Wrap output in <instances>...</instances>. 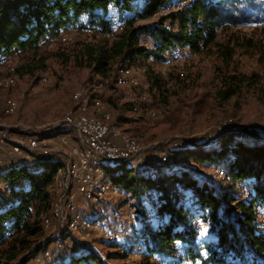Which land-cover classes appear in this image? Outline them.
I'll return each mask as SVG.
<instances>
[{
	"label": "trees",
	"instance_id": "1",
	"mask_svg": "<svg viewBox=\"0 0 264 264\" xmlns=\"http://www.w3.org/2000/svg\"><path fill=\"white\" fill-rule=\"evenodd\" d=\"M170 4L176 5L177 10L158 17L157 24H138ZM261 10L264 11V0H3L0 63L12 53H27L28 62L14 68V74H30L31 68H37L31 65L35 57L38 56L37 64L43 65L40 48L47 45L49 36L90 29L112 36L111 40L104 36L83 45L75 56L76 65L89 70L104 85L113 83L117 89H121L115 84L119 70H139L138 84L124 89H129L124 97L129 93L144 96L140 109L151 92H164L166 84V75L156 73L148 65L149 59L162 61L164 53L173 56L174 50L180 55L187 51L215 56L223 67L221 73L226 72L214 96L221 105L242 92L259 88L257 75L228 72L237 51L258 48L252 39L233 29ZM113 19L116 25L117 20L121 22L117 34L113 32ZM166 20L171 21L172 29L164 25ZM143 37L151 40L148 48L140 45ZM132 106L126 102L123 108L128 112ZM182 152L210 167L225 165L224 176L218 179L226 185L246 184L250 194L246 198L240 192L235 195V188L229 186L215 193L211 184L198 182L184 167L152 179L134 176L123 165L106 167L104 179L112 187L131 198L147 194L152 197L149 204L153 205L155 219H143L149 216L145 213L140 216L132 246L141 245L137 250L142 247L145 259L158 258L167 264H264V225L258 220V212L264 210V140L242 143L227 135L211 147L198 149L195 145ZM33 158L30 166L15 165L0 175V264H24L45 236L41 223L50 215L51 188L62 163L55 158ZM181 192H190L189 205L180 199ZM193 210L198 211L197 216L192 215ZM194 218L201 228L196 227ZM111 244L116 249L124 248ZM81 263L102 264L90 252L81 257L72 255L68 261Z\"/></svg>",
	"mask_w": 264,
	"mask_h": 264
},
{
	"label": "rangeland",
	"instance_id": "2",
	"mask_svg": "<svg viewBox=\"0 0 264 264\" xmlns=\"http://www.w3.org/2000/svg\"><path fill=\"white\" fill-rule=\"evenodd\" d=\"M161 16V14H155L152 17L139 20L138 24H157L158 17ZM120 24L119 20H117L118 26L111 24L114 34L119 32ZM164 25L171 29L173 26L170 20H166ZM233 31L252 39L258 48L250 49V51H237L228 73L257 75L260 84L259 88L251 92H242L221 105L215 101L214 96L219 80L226 72L221 73L223 67L212 54H194L184 51L175 61L176 59L166 52L163 54L162 61L150 58L148 65H151L156 73L162 71V75H166L163 78L166 83L164 92L159 94L151 92L147 96L146 104L141 109L140 105L145 97H137L133 94L137 99V109L135 110L132 106V111L126 112V108L123 107L126 102H129L128 94L125 97L124 95L129 89H117L110 82L108 85H104L105 83L103 84L89 70L78 67L75 62V56L83 45L93 44L104 36L111 40L112 36L102 35L90 29L84 32H64L69 36L66 44L59 45L62 43L56 42L50 46L49 42L47 45H42L39 56L44 59L43 65L37 64L38 56L35 57L31 65L37 66V68L29 66L32 69L31 73L22 76H15L13 72L14 83L11 87H6L4 81L10 77V67L14 71V68L29 60L27 53H12L7 60L0 63V156L2 159L7 157L10 153L8 147L12 151L14 146L11 139L3 137V135L10 134L11 138L21 140H29L32 135H41L42 137L39 138L41 144L46 143L48 138L64 136V133L59 130L53 131L52 129L57 122L63 119L65 111L73 106L71 102L73 93L80 91L87 98H98L103 102L107 106L106 110L111 122L120 132L138 142L145 152L155 149L179 152L181 162L176 166L177 171L172 172H178L184 167L195 175L198 182L205 180L211 184L215 193L229 186V188H235L237 192L234 193L235 195L240 192L244 198L245 195L250 194V191L246 190L248 185L245 184L244 187L239 183L226 185L227 182L218 179L224 176L223 167L225 165L210 167L199 160H193L182 152V150L195 145L198 149L211 147L217 140L220 141L227 135H231L235 141L242 143L252 139L264 140V11L261 10L248 20L242 21ZM140 40V45L144 48H148L151 44V40L147 37ZM132 70L138 83L140 71L133 68ZM146 90L147 87H144L143 91ZM109 98L114 104L109 103ZM7 100L13 101L16 107L10 114L4 113V105ZM227 120H230L231 124L225 133L217 134L206 144H199L201 140H205L216 132L221 122ZM68 132L72 136V143H75L74 133L71 130ZM216 147L218 146L216 145ZM20 154L26 157L24 162L30 166L34 156L28 157L24 153ZM153 177H160V175L157 173ZM121 194L123 197L109 198L107 210L103 216L97 217V224L108 220L112 211L119 212L124 216L123 214L128 208L132 210L133 214H136L133 218L136 224L138 221L140 222L142 218L140 216L143 213L149 215L143 219L150 216L155 219L151 211L152 204L140 207L136 198H131L122 192ZM180 199L189 205L191 202L190 192H181ZM111 206H113L112 210ZM193 211L197 213V211ZM258 220L264 225V210L258 212ZM135 233V231H131L123 243H118L120 247H124L121 249H116L117 247L111 243L101 240L95 233H91L87 238L76 235L73 240L78 241L77 244L82 247L68 248L66 249L67 258L52 257L51 261L53 264H68L72 255L81 257L83 253L90 252L102 264H167V262L161 263L158 258L145 259L142 247L137 250V246L141 245L132 246L137 239ZM68 242L66 240L62 248H58L57 245L52 244L53 242L47 246L49 249L63 250L67 248ZM130 246L132 247L128 250L127 247Z\"/></svg>",
	"mask_w": 264,
	"mask_h": 264
},
{
	"label": "bare ground",
	"instance_id": "3",
	"mask_svg": "<svg viewBox=\"0 0 264 264\" xmlns=\"http://www.w3.org/2000/svg\"><path fill=\"white\" fill-rule=\"evenodd\" d=\"M3 0H0V4ZM177 10V6L170 4L167 7L161 9L158 14L166 15ZM112 24L116 25V20L113 19ZM57 36H49L48 40H56ZM68 38L60 40L57 43L66 44ZM180 57L178 50L173 51V58L177 61ZM178 58V59H177ZM10 77L4 81L6 87H11L14 83L13 69H9ZM161 74L162 71H161ZM115 84L119 88H127L136 86L138 83L135 80L134 72L132 68H123L119 70L115 77ZM127 100L133 105L134 109H137L138 103L133 94L127 95ZM72 107L67 109L64 113V117L61 121L57 122L52 129L53 131L59 130L64 133L65 138H68L69 145L61 146V153L64 154L67 160L77 159V154L80 157H84L85 170H89V177L95 178L91 189L85 191V199H83V206L90 207H73L70 209V213L64 217L63 229L59 234L57 232L62 227L63 220V204H67L68 200L75 197V202H82V195H75L77 192V162H67L57 169L51 192L53 195L51 202V209L49 217L43 219L41 223L42 231L45 236L38 242L40 247L35 248L27 257H29L24 264H33L41 260V253H44L45 249H49L47 244L57 245L58 248H62L66 240H72V245L78 246V241L73 240L74 236L80 235L87 238L91 233L99 235V238L107 243H123L127 235L131 231H137V226L133 221V212L128 208L122 216L119 212H110L109 219L104 223L97 224V217L103 216L107 210V202L112 198L122 196L121 192L112 187L108 181L104 179V169L106 167H116L123 165L130 170L132 175H144L152 179L155 174L162 176L166 171H177V165L181 162V154L168 152L167 156L175 158V163H169L168 159H159L158 161H151L149 166L141 168L137 161L131 159H119L115 161L96 159V152H93L90 144L84 140V135L74 127H70L72 124L78 123L81 131H89L95 129L102 134H110L111 138H114L117 142H122L124 148L130 149L133 152H145L143 148L133 138L120 132L119 129L111 122L109 113L107 112V106L101 102L98 98H87L82 92L77 91L73 93L71 97ZM15 103L11 100H7L4 105V113L10 114L15 110ZM230 120L221 122L217 128H224L230 126ZM68 130H71L75 135V143H72V139L69 136ZM225 133V132H223ZM219 133V134H223ZM42 136L32 135L28 140L32 144H41L39 138ZM50 139V138H48ZM156 150V149H155ZM12 151H18V154H26V149H20L19 143H14ZM43 157L45 159H58L57 154L47 155H34V157ZM143 160H150V153H143ZM154 178V177H153ZM68 181V183H67ZM67 183V184H66ZM2 188H6L5 184H1ZM65 188V189H61ZM245 192V191H244ZM103 194V195H102ZM248 195H245L246 198ZM123 197V196H122ZM151 195L138 196L136 202H140V205H147L151 202ZM96 207V208H91ZM113 206H111V210ZM197 211V210H195ZM197 216V213H192ZM79 216V217H78ZM122 221V224L117 225L116 222ZM193 221L196 223L197 228H201V225L197 218ZM112 237V238H111ZM119 249V248H118ZM121 249V248H120ZM26 257V258H27ZM68 255L63 256L62 259L67 258ZM25 258V259H26ZM52 257L44 261L43 264H53Z\"/></svg>",
	"mask_w": 264,
	"mask_h": 264
},
{
	"label": "built area",
	"instance_id": "4",
	"mask_svg": "<svg viewBox=\"0 0 264 264\" xmlns=\"http://www.w3.org/2000/svg\"><path fill=\"white\" fill-rule=\"evenodd\" d=\"M67 34L68 33L61 32L58 35V39L48 40V43L50 42L49 45L53 46L54 43L59 42L60 40H63L65 38H68ZM70 127L76 128L81 132L82 135H84V140L86 141V143L90 144L91 148H93V152H96V159L111 160V161H115L119 159H131L133 161H137L138 165L141 168L145 166H149L151 161H158L159 159H168L170 164L175 163V158H171L167 156V150L133 152L130 151V149L124 148L122 142H117L114 138H111L110 134H102L98 131H95V129L89 131H81L78 123L72 124ZM228 127L229 126L224 125V128H217L216 132H214L211 136H208L205 140H201L199 144H206L208 141H211L213 138H215L217 134L225 132ZM3 137L10 138L12 143H19L20 149H26V156L28 157H32L34 155L50 156V154H57L58 160L63 161L64 164H67V162H77L78 180H77V192L75 193V195H82V202H75V197H74L73 199L68 200L67 204H63L62 227L57 232V234H59L63 229L64 217L70 213L71 208L90 207V206H83V199H85V191L91 189V185H93V180L95 178L89 177V170H85L84 157H80L79 154H77V159L67 160L66 156L61 153V145H69L68 138H61L60 139L61 142L57 146H49L48 145L49 143L32 144L28 140H21L17 138L14 139L10 137V134L3 135ZM12 152L14 154H18V151H12ZM143 153H150V160H143ZM61 189H65V188H61ZM91 208H96V207H91ZM119 224H122V221H117L116 227ZM80 247L82 246L72 245V240H69V242L67 243V248L63 250H54V248L45 249L44 253H41V260L33 264H43L44 261H47L48 258L51 257L66 256V249L68 248L76 249Z\"/></svg>",
	"mask_w": 264,
	"mask_h": 264
},
{
	"label": "crops",
	"instance_id": "5",
	"mask_svg": "<svg viewBox=\"0 0 264 264\" xmlns=\"http://www.w3.org/2000/svg\"><path fill=\"white\" fill-rule=\"evenodd\" d=\"M60 135H58V137L52 139H48L46 143H49V146H57L60 142H61V138H65L67 136H63L61 135V137H59ZM72 139L71 134H69V136ZM51 142V143H50ZM62 146V145H61ZM7 148V147H5ZM8 150L10 151V153H8V156L5 157L4 159H2V156H0V175H3L9 168H11L12 166L15 165H23L25 164L24 160H26V157L23 156L22 154H14L11 151V148L8 147Z\"/></svg>",
	"mask_w": 264,
	"mask_h": 264
},
{
	"label": "water",
	"instance_id": "6",
	"mask_svg": "<svg viewBox=\"0 0 264 264\" xmlns=\"http://www.w3.org/2000/svg\"><path fill=\"white\" fill-rule=\"evenodd\" d=\"M29 257H27L26 259H24V262L28 259Z\"/></svg>",
	"mask_w": 264,
	"mask_h": 264
}]
</instances>
